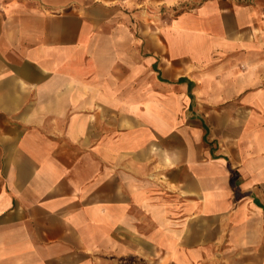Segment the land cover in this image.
Listing matches in <instances>:
<instances>
[{
  "label": "crops",
  "instance_id": "crops-1",
  "mask_svg": "<svg viewBox=\"0 0 264 264\" xmlns=\"http://www.w3.org/2000/svg\"><path fill=\"white\" fill-rule=\"evenodd\" d=\"M0 264H264V0H0Z\"/></svg>",
  "mask_w": 264,
  "mask_h": 264
}]
</instances>
